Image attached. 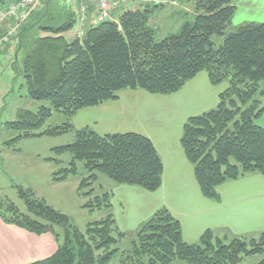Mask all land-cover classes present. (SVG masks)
<instances>
[{"label": "trees", "instance_id": "trees-1", "mask_svg": "<svg viewBox=\"0 0 264 264\" xmlns=\"http://www.w3.org/2000/svg\"><path fill=\"white\" fill-rule=\"evenodd\" d=\"M14 1L0 0V9ZM40 3L38 18L30 19L39 5L13 39L12 67L22 76L27 97L47 100L50 106L24 110L18 119L7 121L6 128L19 132L7 143L72 133L71 143L52 148L56 154L71 156L52 178L64 181L78 174L81 162L77 192L86 198L82 207L103 210V215L81 231L68 215L31 189L19 187L24 211L12 201H1L0 218L36 235L50 233L56 243L48 257L24 264H109L125 234L117 226L111 192L96 189L98 173L116 184L148 191L161 185L162 159L147 136L102 134L72 123L77 111L113 100L121 90L172 94L202 71L213 85L226 81L213 108L185 120L181 147L200 191L215 201L221 183L252 173L264 176V127L257 123L264 114V89L259 84L264 79V22H245L229 30L234 0H194L192 21L183 22L177 33L157 38L152 14L180 2H142L136 8L119 9L116 19L88 25L81 38L68 39L65 33L76 24V12L65 0ZM54 112L64 120L36 131ZM130 243L119 264H170L176 258L184 264H238L253 254H262L256 264H264V230L229 235L208 228L189 243L182 237L179 220L166 207L140 223Z\"/></svg>", "mask_w": 264, "mask_h": 264}, {"label": "crops", "instance_id": "crops-1", "mask_svg": "<svg viewBox=\"0 0 264 264\" xmlns=\"http://www.w3.org/2000/svg\"><path fill=\"white\" fill-rule=\"evenodd\" d=\"M65 2L76 6L75 0ZM83 2L88 5L87 16H92V3ZM140 3L134 2L130 8ZM234 3L233 27L251 21L264 22V0H234ZM73 10L78 15L77 8ZM119 12L113 11L112 18L116 19ZM173 13L174 10H165L159 14L163 18ZM8 23L4 24L2 32ZM13 42L0 52V57L6 59L9 51L15 56ZM224 87L211 84L202 71L175 93L151 94L141 89H125L113 100L74 114L72 123L76 128L89 126L102 134L137 132L147 136L162 159V181L156 190L126 184H117L115 191L110 190L113 212L115 205L119 208L118 215L114 212L119 229L133 230L157 209L166 207L179 220L182 237L189 243L196 242L208 228L229 235H252L264 230V176L252 173L221 183L216 188L220 198L215 201L200 191L193 165L180 144L185 120L213 108ZM263 120L264 114L257 123L264 127ZM55 248L50 233L36 235L6 224L0 218V264H24L42 259Z\"/></svg>", "mask_w": 264, "mask_h": 264}, {"label": "rangeland", "instance_id": "rangeland-1", "mask_svg": "<svg viewBox=\"0 0 264 264\" xmlns=\"http://www.w3.org/2000/svg\"><path fill=\"white\" fill-rule=\"evenodd\" d=\"M193 2L194 0H186L182 4L180 3L179 6H169L163 10H155L152 14L155 17L154 22H151L156 28V37L161 38L177 33L183 22L192 21L194 14ZM171 7L174 9L173 15L161 18L159 13L165 10L172 11ZM72 8H75L74 4ZM41 12L42 6L38 12L36 10L33 13L30 19H37ZM10 25L11 23H8L7 27ZM77 29L75 24L71 30L65 33V36L72 39ZM233 29L234 27L230 25L229 30ZM214 40L216 42L220 41L217 36L214 37ZM13 41L12 39L10 42ZM7 46L8 44L0 49V52ZM18 57L20 60L22 59L21 54ZM13 60L12 51H9L6 59L0 57V202L12 201L24 211V201L18 196L17 189L19 187L31 189L37 197L43 198L49 205L68 215L72 224L79 230L84 231L89 222L97 220L103 215V210L89 211L87 208L82 207L86 198L77 192V183L83 171L82 163L78 162V174L69 175L66 180L54 181L52 178L54 172L67 166L71 159L69 153L56 154L52 151V148L71 143L74 139L73 134L23 137L18 142L7 143L19 133L16 130L6 128L7 121L18 119L19 114L24 110L35 111L40 105L50 106L47 100H33L27 97L23 78L12 67ZM204 72L207 74L206 71ZM226 84V81L221 83L222 86ZM259 84L260 88L264 89V79ZM63 120V115L54 112L44 126L36 131ZM47 158L50 159L47 160ZM98 177L99 179L95 184L97 191H110L111 189L115 191L117 189L118 185L106 175L98 173ZM115 206L114 212L118 215L119 208ZM135 229H120L125 236L117 242L116 247L118 250L109 264H119L122 252L127 251L131 246L130 242L133 239ZM262 257V254L245 256L238 264H256ZM170 264H184V262L176 258Z\"/></svg>", "mask_w": 264, "mask_h": 264}, {"label": "built area", "instance_id": "built-area-1", "mask_svg": "<svg viewBox=\"0 0 264 264\" xmlns=\"http://www.w3.org/2000/svg\"><path fill=\"white\" fill-rule=\"evenodd\" d=\"M77 7L78 31L77 36L82 37L85 34L88 25H97L105 20L112 19L111 13L115 10L129 6L132 2H153L155 4H178L181 0H89L92 3L94 13L87 16L88 5L85 0H75ZM40 0H17L8 3L0 9V49L10 42L11 38L17 35V32L27 18V16L37 7ZM7 21L11 25L2 32L3 24Z\"/></svg>", "mask_w": 264, "mask_h": 264}]
</instances>
